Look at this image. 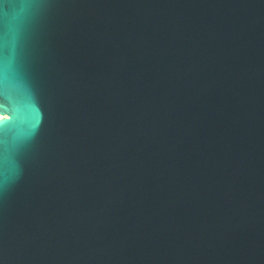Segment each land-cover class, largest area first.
<instances>
[{
  "label": "water",
  "instance_id": "obj_1",
  "mask_svg": "<svg viewBox=\"0 0 264 264\" xmlns=\"http://www.w3.org/2000/svg\"><path fill=\"white\" fill-rule=\"evenodd\" d=\"M0 264H264V0H0Z\"/></svg>",
  "mask_w": 264,
  "mask_h": 264
}]
</instances>
